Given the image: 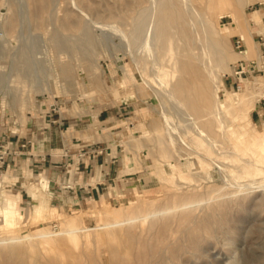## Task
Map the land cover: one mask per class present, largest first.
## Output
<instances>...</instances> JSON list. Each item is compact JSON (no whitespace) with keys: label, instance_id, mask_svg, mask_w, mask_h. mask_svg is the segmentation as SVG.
<instances>
[{"label":"rangeland","instance_id":"1","mask_svg":"<svg viewBox=\"0 0 264 264\" xmlns=\"http://www.w3.org/2000/svg\"><path fill=\"white\" fill-rule=\"evenodd\" d=\"M125 1L51 0L39 22L29 0H0L2 129L13 124L12 132L18 131L55 103L61 113L82 117L90 129L91 122L104 121L97 134L106 141L112 136L115 142L102 147L117 153L129 173L118 196L105 191V196L76 206L44 178L40 186H6L8 180L0 177V264H109L110 243L126 244L137 233L147 236L149 221L165 236L181 238L183 252L175 264H264V174L247 175L252 168L264 170V117L259 120L255 112L264 86V0H250L243 10L229 0L230 8L210 15L219 34H226L225 49L234 58L227 62L229 71L217 70L224 83L218 97L227 105L218 108L216 140L199 132L160 86L152 89L142 81L131 58L137 49L129 38L131 19L126 25L110 19V12L115 15ZM192 1L198 6V0ZM13 11L18 22L11 34L6 21ZM228 14L235 20H261V29L250 28L259 51L255 56L246 58L249 43ZM65 19L67 28L62 25ZM258 29L262 33H255ZM89 35L97 42L94 47L87 44ZM59 41L87 54L89 63L77 61ZM63 62L71 69L68 75L58 72ZM151 65L148 72L157 78V65ZM239 70H244L242 89L235 84L228 88L225 80L236 81ZM228 92L234 95V105L227 102ZM2 191L28 194L17 218L9 217V209L16 206L9 208ZM36 205L45 207L38 216L33 213ZM134 206L138 213L131 211ZM148 214L150 219H145ZM135 217L141 219L134 232L128 225L95 229ZM71 229L83 231L73 239ZM43 234L47 238H41ZM127 252L129 256H122L136 255ZM233 253L237 263H231ZM133 256L132 262L137 259Z\"/></svg>","mask_w":264,"mask_h":264},{"label":"bare ground","instance_id":"2","mask_svg":"<svg viewBox=\"0 0 264 264\" xmlns=\"http://www.w3.org/2000/svg\"><path fill=\"white\" fill-rule=\"evenodd\" d=\"M236 1V3H238V8L244 9V6L250 0ZM50 2L51 0H29L33 11V17L39 22L44 21L42 17L44 13L49 11L51 7ZM230 4L229 0H198V6H196L192 0H126L124 4L120 5V8L117 7L118 11H116L115 15L113 11L110 10V19H117L118 22L121 23L119 25H123L124 23L126 25L129 19H131L133 29L130 33L128 31L129 38L137 47L134 58H131L135 60V64L138 65L144 84L152 89H154V85L160 86L162 91L171 95L172 99H174L177 104V108H182L184 113L190 115L195 122L194 127L203 135L213 140H216L214 138V127L217 125L216 117L218 118V108H226L227 105V103L220 101L218 97V92L224 87V83L220 77L222 75H218V73L222 72L223 74L229 71L227 62L234 58L232 57L233 54H229V56L232 55L229 57L226 52V34H219L215 25L212 24L215 20L212 22L210 20V15L217 9H221L222 11L227 10L231 7ZM230 17L237 23V26L238 24L240 25L241 30L245 34H243V37H245L248 41L247 43H249L250 49L247 48L246 58L248 59V57L255 56L254 54L259 53V51L258 47L253 42V33L250 31V28L255 25V30L259 27L261 29V20H246L243 16L235 20L236 18H233L232 15ZM17 18V14L13 11L12 16H9L6 21V28L11 34L16 31ZM66 19L62 22L65 28L69 26ZM217 22L218 21H216L215 24H217ZM87 29L89 30L90 28L88 27ZM259 31L258 29V32L255 33H262ZM231 33L232 31H228L227 34L230 35ZM87 42L90 47H94L95 43H97H94L93 37L90 35L88 36ZM251 44L255 52L251 49ZM59 46L68 48V50L75 55L77 61L86 64L89 63L90 60L86 56L87 54L84 55L81 52H74L73 49H75V47L72 48V45L59 41ZM149 63L157 65V78L156 76L153 77V75L148 72L147 65ZM80 64L81 63H79V65ZM70 70L69 65L66 63L58 68V72L61 75H68ZM174 81L175 83L173 84ZM234 99V95L228 92L227 102H232V105H234ZM215 100L218 102L215 103ZM262 150L264 152V145ZM252 172L257 175L264 174L263 169L252 168V170L247 172V175H251ZM7 194L9 193L7 192ZM42 208L45 209L43 206L36 205L33 207L35 216L40 215V209ZM131 211L138 213L135 206ZM9 212H13L14 216L17 213L16 209L13 210L11 208ZM143 217H146L145 219H150V214ZM140 219L141 217L130 218L115 224H106L103 225V228L98 227L95 229H110L117 226L128 225L130 226L128 230L134 232L136 229V225L134 224H137ZM148 224H150V228L149 232L146 234L147 236H143V233L138 234L136 232L137 235L134 234V237H131L128 243L125 241L126 244L119 243L118 245L114 242L110 243L111 257L109 264H175L181 259L183 252L181 238L174 237L176 240H174V238L171 239L167 234L165 236V233L157 227L155 222L149 221ZM83 229L88 230L87 228ZM83 229H71L70 234L72 238L75 237L77 233L82 232ZM129 233L133 235L132 232ZM41 238H47V235L43 234ZM109 240L111 242V239ZM13 241L15 240H12V242ZM14 249L16 248L14 247ZM14 249L12 248V250ZM128 249L137 255V259L133 262L131 261L133 259L130 260L133 254L129 258L124 255L122 256L124 253H131L127 252L129 251ZM230 251L229 252L232 253L231 249ZM10 254H12L11 251ZM233 254L230 257L231 259L233 257V261L231 262L237 263V256H235V254L233 256Z\"/></svg>","mask_w":264,"mask_h":264},{"label":"crops","instance_id":"3","mask_svg":"<svg viewBox=\"0 0 264 264\" xmlns=\"http://www.w3.org/2000/svg\"><path fill=\"white\" fill-rule=\"evenodd\" d=\"M225 83L229 88L234 81L228 78ZM50 105L49 112L29 120L18 131L12 132L13 124L4 129V124H0V145L7 147L10 154L0 166V177L10 183L5 185L40 186L39 181L44 178L49 187L60 189L71 206L105 196V191L112 190L111 194L118 196L119 186L127 183L129 173L125 172L117 153L113 154L107 145L102 147L115 142L112 136L106 141L103 134H97L102 131L100 124L104 121L91 122L90 129L82 117L72 118L59 108L57 113H52ZM255 112L259 120L264 117V102H258ZM94 149L97 154L92 152ZM81 153L84 155L80 157ZM2 194L9 208L16 206V215L9 217L20 216L19 204L23 206L24 194L25 197L28 194L23 191L15 194L2 191Z\"/></svg>","mask_w":264,"mask_h":264},{"label":"built area","instance_id":"4","mask_svg":"<svg viewBox=\"0 0 264 264\" xmlns=\"http://www.w3.org/2000/svg\"><path fill=\"white\" fill-rule=\"evenodd\" d=\"M236 43H237V48H240L241 47V42H240V40H236ZM262 71V70H261ZM244 72V70H239V71H236L235 72V74H236V78H234L236 81H234V84H235V88L237 89V90H241L242 89V86L240 85L241 83V81L239 80V78H240V76H241V74ZM239 75V76H238ZM263 76H264V69H263ZM261 101H264V86H263V91H262V93H261V98H260V100H259V102H261ZM50 107L52 108L51 109V112L52 113H57L58 112V110H57V105L55 104V103H52L51 105H50ZM24 147V146H23ZM91 151V150H90ZM92 152H94V154H97V150H92ZM84 155V153H81L79 156L81 157V156H83ZM10 156V154H9V152H8V149H7V147H5V146H2V145H0V166H2L3 164H5V162H6V159L8 158Z\"/></svg>","mask_w":264,"mask_h":264},{"label":"water","instance_id":"5","mask_svg":"<svg viewBox=\"0 0 264 264\" xmlns=\"http://www.w3.org/2000/svg\"><path fill=\"white\" fill-rule=\"evenodd\" d=\"M231 238V237H230ZM229 240V238H227ZM232 263V262H231Z\"/></svg>","mask_w":264,"mask_h":264}]
</instances>
